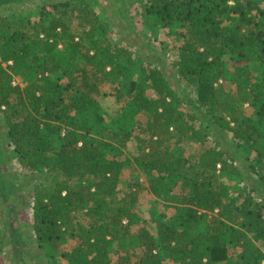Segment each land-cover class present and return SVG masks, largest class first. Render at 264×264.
I'll list each match as a JSON object with an SVG mask.
<instances>
[{"label":"trees","instance_id":"obj_1","mask_svg":"<svg viewBox=\"0 0 264 264\" xmlns=\"http://www.w3.org/2000/svg\"><path fill=\"white\" fill-rule=\"evenodd\" d=\"M134 1H144L143 15L179 39L172 60L157 52L151 40L133 33L129 43L122 34L118 47L95 40L93 55L80 54L88 66L56 74L65 78L62 83L52 75L59 73L55 48L74 36L62 19L72 16L69 2L49 3L51 9L43 5L40 19L32 23L15 25L0 16V136L5 139L0 142L11 145L9 157L29 171L36 242L57 248L63 240L77 239L63 252L67 264H164L165 259L174 264H264L262 0ZM86 6L74 11L78 26L90 24L82 33L101 29L105 34L106 24ZM50 13L54 16L47 18ZM121 15L134 30L131 19ZM134 54L141 61L138 79L130 70ZM14 74L23 75L26 86L13 85ZM228 75L247 94L238 105L231 93L219 99ZM106 84L120 104L116 128L127 134L129 126L144 131L159 147L139 144L131 160L111 140L90 136L100 135L104 127L98 98ZM245 101L250 114L243 111ZM189 141L195 148L188 158L181 148ZM188 163L186 172L182 168ZM217 164L221 172L246 176L249 185L230 197ZM133 165L147 174L153 195L178 204L171 220L156 225L155 235L140 226L136 236L116 247L118 220L126 217L129 226L132 218L126 205L109 203L122 169ZM174 180L183 185L180 194L172 192ZM3 245L0 230V264ZM118 251L123 254L114 261L112 252Z\"/></svg>","mask_w":264,"mask_h":264},{"label":"rangeland","instance_id":"obj_2","mask_svg":"<svg viewBox=\"0 0 264 264\" xmlns=\"http://www.w3.org/2000/svg\"><path fill=\"white\" fill-rule=\"evenodd\" d=\"M56 1L66 0H0V16L7 17L10 22L15 25H18L21 22L26 23L28 21L32 23L40 19L39 11L43 5H46V8L51 9L50 4ZM67 1L70 4L67 7V12L72 13V16H68L67 14L68 17H62V19L67 23L68 28H70V31L74 36L73 38L66 37L63 41H60L55 48V59L58 66L56 72L59 73L53 74L52 78L59 83L65 81L63 76H57L63 70L73 69L77 71L78 68L88 66L86 60L80 58V54H88L89 56L93 55L96 52V49L93 46L95 40L98 43L101 42V45L103 46L109 45L110 42L112 44L111 46L118 47L119 45L117 42L122 34L128 36L127 40L130 43L135 39L130 36L133 33H137L144 40H151L155 46L154 49L160 54L162 53L165 55L167 60H172L175 53V46L180 44L179 39L174 34L170 32L168 33L165 28L154 26L153 23H151L152 21L150 18L148 19L147 16L143 15L142 3L144 1L138 2L130 0V3L129 0ZM82 3L87 4L86 9H89L90 13L97 14L99 19L106 24L105 34L101 35V29H97L91 34L82 33V31L88 32L90 28V24L88 23L85 24L83 29L77 24L80 19L77 15L78 13L75 14L74 11H76V8H79ZM262 6L264 7V0H262ZM52 13H50L47 18L53 17L54 14ZM121 13H124L131 19L134 25V30L131 27L125 26L126 23L122 21L123 16ZM58 15H61L60 12L55 14V16ZM24 27L26 28L27 25H24ZM162 43L165 44L163 47H161ZM75 44L78 45L77 48H75ZM128 49L135 51L136 47H130L128 45ZM140 62L141 61L138 60L134 54L130 70L132 72V77L135 79L139 78L138 72ZM22 76L23 75L21 74H14L12 77V84H19L21 87L26 86V81ZM222 80L223 79H220L217 83L221 84L224 81ZM182 85L189 90L191 89L190 85L186 82H183ZM221 88L222 91L220 92L219 99L223 100L227 94L231 93L232 95H235L232 99L234 101L233 105L240 104L241 101H244L247 97V94L243 93L239 86H237L236 81L234 82L230 80L229 75ZM102 90L104 92L98 100L100 104L99 112L103 115L101 125L103 124L104 127L101 128L100 135H96L95 132H92L90 133V136L101 137L103 138L102 140H111L114 145H119L123 154L131 160H133L134 156L137 154L139 144L145 145L146 149L150 146L156 148L161 145V143L159 146L156 144L157 142L155 141L156 139L154 136L150 138L146 132L142 131L140 133L137 128L133 130L130 129V126L127 127L129 130L128 134L121 129H117L113 124V119L119 114L120 104L115 100V97L112 94V86L106 84L102 87ZM242 108L247 114H250L252 111L246 101L242 102ZM89 119L92 120L93 125L97 126L92 117H89ZM225 120H230V125L233 124L230 116H227ZM1 121L2 119L0 117V133H2L3 128ZM122 132L126 133V136ZM0 140L5 141L1 136ZM164 141L171 142L172 139L166 137ZM58 143L59 138H54L53 144L58 145ZM11 148L12 146L6 142H0V230L4 237L3 264H67L68 261L63 255V252L68 250L77 239L63 240L59 243L57 248H54L49 243L41 245L36 242L31 225L32 210L28 204L33 192V188L29 182V171L20 167L14 157H9V151ZM194 148L195 143L189 141L181 148L182 154L189 158L190 153L194 151ZM110 150L107 152L109 154L111 152L113 153V149ZM250 157L254 163V156ZM189 165L190 163L183 166L182 169L188 172L190 168ZM219 170L220 164H217V174H219V179L227 185V192L230 197L235 196L242 188L249 185L246 176L233 175ZM241 170H243V167H241ZM148 184L149 177L142 169L136 167V165L122 169L120 178L116 184L114 201L110 202L109 205L110 207H113L114 204L126 205L129 214H131L132 224L127 226V218L120 217L118 220L120 230L116 234V239H114L116 247L121 241L128 239L130 235L136 236L137 229L140 226H144L150 233L155 235L157 229L156 225L160 222H168L172 219L173 214H175L174 206L178 204V202H170L165 197H157L153 195L149 190ZM171 186L174 187L172 191L173 193L180 194L179 192L183 190V185L181 182L178 183V180H174ZM108 213H110V210ZM209 216H213L212 213H210ZM250 236L252 239L254 238V235ZM257 244H259V242H257ZM136 250L137 252H140L141 249L137 248ZM122 254L123 252L119 251L112 252L111 256L114 261H117L118 256H121ZM134 258L135 256H131L130 259L134 260ZM233 260L234 262H238L239 259L235 257ZM163 263L174 264V262L169 259H165ZM217 264H225V262H218Z\"/></svg>","mask_w":264,"mask_h":264}]
</instances>
